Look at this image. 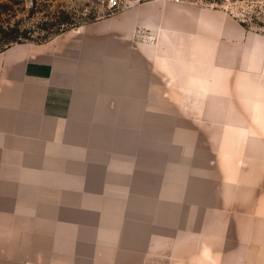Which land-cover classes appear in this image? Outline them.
<instances>
[{
  "label": "crops",
  "instance_id": "crops-1",
  "mask_svg": "<svg viewBox=\"0 0 264 264\" xmlns=\"http://www.w3.org/2000/svg\"><path fill=\"white\" fill-rule=\"evenodd\" d=\"M263 32L221 8L140 0L1 50L0 264H264ZM158 77L198 133L181 189L130 192L115 233L89 208L62 227L43 207L46 153L152 107ZM135 158L155 172L150 153Z\"/></svg>",
  "mask_w": 264,
  "mask_h": 264
},
{
  "label": "rangeland",
  "instance_id": "rangeland-1",
  "mask_svg": "<svg viewBox=\"0 0 264 264\" xmlns=\"http://www.w3.org/2000/svg\"><path fill=\"white\" fill-rule=\"evenodd\" d=\"M137 1L140 0H123L121 7L114 9L109 0H52L50 9L61 15L62 11L68 12L73 23L66 27L73 28L112 15ZM214 8L227 10L251 30L264 31V0H223ZM44 12L32 9V1L26 0V8L12 22L28 28L29 41H45L54 36L45 37L47 27L54 24L50 14L48 17ZM152 36L148 31L142 33V39L150 40ZM158 83L152 107L141 104L134 118L119 120L111 115L108 122L93 119L90 134L83 137L86 144L69 146L61 138L46 153L43 207L61 212L62 227L68 225L72 209L89 208L99 211L97 218L106 221L108 230L115 233L119 220L124 219L117 214L132 207L127 194L181 189L182 174L188 165L187 149L198 139V133L195 124L181 114L180 105L164 98L160 77ZM173 94L179 93L173 90ZM99 101V96L94 99L93 113L99 111ZM149 153L155 159L151 175L138 172L135 162L136 154Z\"/></svg>",
  "mask_w": 264,
  "mask_h": 264
},
{
  "label": "trees",
  "instance_id": "trees-1",
  "mask_svg": "<svg viewBox=\"0 0 264 264\" xmlns=\"http://www.w3.org/2000/svg\"><path fill=\"white\" fill-rule=\"evenodd\" d=\"M32 9L45 10L44 13L49 14L53 18V26L47 27L46 36L55 35L69 28L66 27L73 23L71 15L68 12L62 11L61 14H56L53 9H50L52 0H31ZM26 8V0H0V51L10 46L15 42L29 41L28 28L21 27L17 22H12V19L19 11ZM53 13V14H52ZM52 14V15H51ZM246 25V22L242 20ZM264 24V23H263Z\"/></svg>",
  "mask_w": 264,
  "mask_h": 264
},
{
  "label": "built area",
  "instance_id": "built-area-1",
  "mask_svg": "<svg viewBox=\"0 0 264 264\" xmlns=\"http://www.w3.org/2000/svg\"><path fill=\"white\" fill-rule=\"evenodd\" d=\"M165 1H172L181 4H191L197 6H204V7H216L221 6L223 0H165ZM110 7L117 9L121 7L123 0H109Z\"/></svg>",
  "mask_w": 264,
  "mask_h": 264
}]
</instances>
